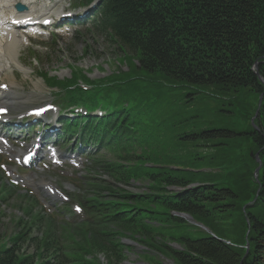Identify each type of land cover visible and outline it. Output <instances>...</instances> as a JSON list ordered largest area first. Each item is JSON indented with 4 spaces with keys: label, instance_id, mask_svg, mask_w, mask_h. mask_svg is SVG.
Wrapping results in <instances>:
<instances>
[{
    "label": "trees",
    "instance_id": "1",
    "mask_svg": "<svg viewBox=\"0 0 264 264\" xmlns=\"http://www.w3.org/2000/svg\"><path fill=\"white\" fill-rule=\"evenodd\" d=\"M119 3L121 8L115 6L109 19L118 41L110 43L139 62L130 76H142L141 86L172 106L170 126L163 123L146 140L152 147L143 154L144 161L136 163L141 169L120 175L127 183L135 178L160 194L146 205L161 229L144 225L155 233L142 229L141 240L169 264H264V88L253 72L257 63L264 81V0ZM192 88L200 92L186 95ZM207 99H216L212 102H218L217 109L226 108L225 113L219 111L215 126L201 102ZM166 187L185 191L181 196ZM172 212L190 216L210 234L172 217ZM43 229L38 241L26 228L1 236L0 264H72L68 248L58 240L59 233L64 238L72 232L51 224ZM174 229L179 250L161 237V232L167 237ZM26 244H34L42 254L28 256Z\"/></svg>",
    "mask_w": 264,
    "mask_h": 264
},
{
    "label": "rangeland",
    "instance_id": "2",
    "mask_svg": "<svg viewBox=\"0 0 264 264\" xmlns=\"http://www.w3.org/2000/svg\"><path fill=\"white\" fill-rule=\"evenodd\" d=\"M114 58V53L110 50L109 46H107V43L104 41L103 38L95 39L93 42L87 40L81 42V44L76 45L68 43L67 48L58 49V52L50 59L52 60V64L50 65L51 62L48 63L47 67L52 68V70H55L56 68H66L70 65L74 67L83 68L84 70H91V68H93V66L96 64H102L104 66L108 64L110 69L115 70L118 65L116 64V61H113ZM121 66L123 71L127 70L126 65ZM12 68H17V62L14 67L12 66ZM105 72L107 73L106 69ZM64 74L66 75L67 71ZM93 76L94 71L91 72V76L89 72L88 77L93 78ZM94 77L101 78L102 75L97 74ZM212 120L214 121V119ZM39 201L41 203H45L43 197H40ZM23 206L24 205L22 202H20L19 205H16V199L14 197H10L5 204L0 205V237L3 234L6 235L5 233H9L12 228L14 229L13 223L23 218L19 217L20 214H22L20 213V211L22 210ZM130 247L128 248H130L131 250L127 256V259H125L126 261H124L123 264H147L150 263L152 260H155V256L143 255L144 250L142 247L140 248V246L137 247L135 245H131ZM26 250H28L30 252L31 257L35 259V252L31 251L30 248ZM168 263L169 262H166L165 264Z\"/></svg>",
    "mask_w": 264,
    "mask_h": 264
},
{
    "label": "bare ground",
    "instance_id": "3",
    "mask_svg": "<svg viewBox=\"0 0 264 264\" xmlns=\"http://www.w3.org/2000/svg\"><path fill=\"white\" fill-rule=\"evenodd\" d=\"M35 1L36 0H0V10L6 8L11 9L14 4H18L17 2L22 3L23 6H27V8L29 9L33 6ZM18 41L19 40L17 38L8 40L7 37L2 38V36L0 35V79L6 77L4 74V66L14 67L16 65Z\"/></svg>",
    "mask_w": 264,
    "mask_h": 264
},
{
    "label": "water",
    "instance_id": "4",
    "mask_svg": "<svg viewBox=\"0 0 264 264\" xmlns=\"http://www.w3.org/2000/svg\"><path fill=\"white\" fill-rule=\"evenodd\" d=\"M259 162V161H258ZM258 170L255 171V173H257Z\"/></svg>",
    "mask_w": 264,
    "mask_h": 264
},
{
    "label": "snow or ice",
    "instance_id": "5",
    "mask_svg": "<svg viewBox=\"0 0 264 264\" xmlns=\"http://www.w3.org/2000/svg\"><path fill=\"white\" fill-rule=\"evenodd\" d=\"M79 210V209H78Z\"/></svg>",
    "mask_w": 264,
    "mask_h": 264
}]
</instances>
